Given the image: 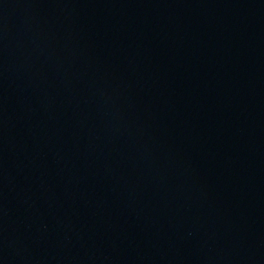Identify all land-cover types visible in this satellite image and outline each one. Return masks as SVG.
Here are the masks:
<instances>
[{
	"label": "water",
	"instance_id": "1",
	"mask_svg": "<svg viewBox=\"0 0 264 264\" xmlns=\"http://www.w3.org/2000/svg\"><path fill=\"white\" fill-rule=\"evenodd\" d=\"M0 264H264V0H0Z\"/></svg>",
	"mask_w": 264,
	"mask_h": 264
}]
</instances>
